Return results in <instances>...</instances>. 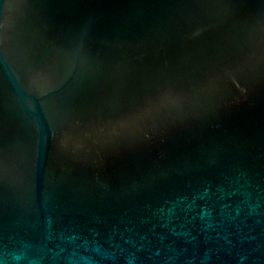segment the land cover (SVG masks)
<instances>
[{
	"label": "water",
	"instance_id": "1",
	"mask_svg": "<svg viewBox=\"0 0 264 264\" xmlns=\"http://www.w3.org/2000/svg\"><path fill=\"white\" fill-rule=\"evenodd\" d=\"M0 264H264V0H0Z\"/></svg>",
	"mask_w": 264,
	"mask_h": 264
}]
</instances>
